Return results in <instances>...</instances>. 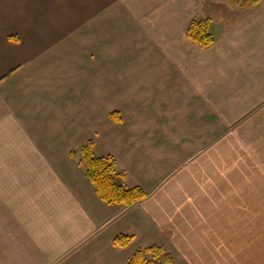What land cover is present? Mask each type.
<instances>
[{"label":"crops","instance_id":"1","mask_svg":"<svg viewBox=\"0 0 264 264\" xmlns=\"http://www.w3.org/2000/svg\"><path fill=\"white\" fill-rule=\"evenodd\" d=\"M202 2L0 0V264H125L149 245L264 264L242 248L264 241V0L231 19ZM88 141L146 196L104 202L70 155Z\"/></svg>","mask_w":264,"mask_h":264},{"label":"trees","instance_id":"2","mask_svg":"<svg viewBox=\"0 0 264 264\" xmlns=\"http://www.w3.org/2000/svg\"><path fill=\"white\" fill-rule=\"evenodd\" d=\"M237 1L234 0L233 3ZM257 1L247 0L248 5ZM210 25V18L192 19L187 25V36L199 46L207 47L215 41L213 33L210 32ZM111 116L116 117L114 114ZM75 153H79V164L83 166L95 192L104 202L128 206L146 196V192L140 186L128 187L124 184L125 174L117 169L115 158L112 155L97 156L93 152L92 141L70 151L71 156ZM131 239L132 235L120 234L113 239V244L124 247ZM163 259L164 262H161ZM172 261L171 256L162 246L149 245L137 249L125 264H170Z\"/></svg>","mask_w":264,"mask_h":264},{"label":"rangeland","instance_id":"3","mask_svg":"<svg viewBox=\"0 0 264 264\" xmlns=\"http://www.w3.org/2000/svg\"><path fill=\"white\" fill-rule=\"evenodd\" d=\"M233 1L234 0H203L202 8L204 9L205 12L212 11V12L218 13V14H216V13L215 14L219 15L223 19H225V18L231 19L236 14L240 13L241 10H243L248 5L247 0H245V1L244 0H238L236 3H233ZM243 2H244V4H241ZM192 19H205V18L197 16V17H193ZM192 19L189 20L188 24L191 22ZM211 28H212V26L210 25V32H212ZM252 242L254 243V245H256V246H254V249H257V248L259 249V250L257 249L256 251H258L260 254L264 253V241L244 242L243 247H242L243 252L250 253V251L252 249V247H251ZM169 255L171 256V258L173 260V256L171 255V253H169ZM162 261L164 262V259L161 260V262ZM170 264H174V260Z\"/></svg>","mask_w":264,"mask_h":264}]
</instances>
